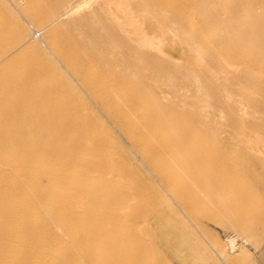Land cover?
<instances>
[{"label":"rangeland","instance_id":"1","mask_svg":"<svg viewBox=\"0 0 264 264\" xmlns=\"http://www.w3.org/2000/svg\"><path fill=\"white\" fill-rule=\"evenodd\" d=\"M169 1L170 9L152 0H0V88L15 79L29 81L40 95L32 106L52 112L75 103L80 92L65 61L91 57L123 70L130 60L139 70L121 72L133 79L142 74L143 83L154 88L153 98L163 93L177 112L207 130L208 143L228 159L227 173L244 193L241 198L225 195L223 203L211 200L207 194L214 187L205 180H215L217 172L200 166L195 175L205 180L194 179L198 188L189 197L192 206L184 207L165 195L128 140L111 128L115 153L129 171L120 180L147 187L139 194L148 199L154 198L150 186L165 196L167 219L153 229L155 255L163 263L154 264H264V221L253 223L245 214L256 209L264 218V0H233L231 7L221 0ZM133 7L143 14L131 15ZM253 23L257 30L251 29ZM141 29L152 52L133 54L129 43ZM62 44L71 45L66 60L58 51ZM6 97L24 96L0 89V98ZM0 126L12 128L1 113ZM8 159L0 156L1 180L16 178ZM9 200L25 204L16 191ZM0 220V230L10 233L0 243L1 257L44 249L38 264L57 263L72 245L48 210L33 217L41 228L37 233L25 231L20 222L11 224L1 208Z\"/></svg>","mask_w":264,"mask_h":264},{"label":"bare ground","instance_id":"2","mask_svg":"<svg viewBox=\"0 0 264 264\" xmlns=\"http://www.w3.org/2000/svg\"><path fill=\"white\" fill-rule=\"evenodd\" d=\"M152 1L161 9L172 7L169 0ZM221 1L233 6V0ZM134 8L135 14L129 11L131 15L143 14L142 9ZM136 16L130 19L136 21ZM256 25L253 23L251 29L257 30ZM140 33L129 43L133 44L134 48H130L133 54L150 50L149 37L144 36L143 29ZM70 47L62 44L58 51L64 57ZM65 63L80 92L75 103L61 104L52 112L32 106L40 95L30 88L29 81L15 79L0 88L13 96H24L20 100L0 98V113L12 124L11 129L0 126V156L8 155L9 166L16 173V178L11 180L0 179V208L8 214L11 224L20 222L25 231L32 233L41 229L33 220L35 214L46 210L52 213L61 236L72 245L60 254L59 262L47 264L163 263L155 255L153 229L167 219L162 209L166 205L165 196L157 187L150 186L154 198L148 199L139 194L147 187L120 180L129 171L115 153L117 145L111 128L128 140L156 176L165 195L172 196L182 206H192L189 197L198 188L194 179L205 178L195 175L200 166L209 174L217 172L215 180L204 179L208 186L214 187L208 198L223 203L225 195L244 196L234 185V176L227 173L228 159L208 143L209 132L177 112L176 105L168 104L163 93L153 98L154 88L143 83L142 74L137 79L124 74L139 70L130 60L123 70L91 57ZM139 63L143 68V62ZM12 149L14 152L10 153ZM11 191L18 192L25 204L18 206L11 202ZM245 214H249L253 223L264 221L256 209ZM8 233L0 230V243ZM43 250L29 249L27 254L0 256V264H38L37 258Z\"/></svg>","mask_w":264,"mask_h":264}]
</instances>
